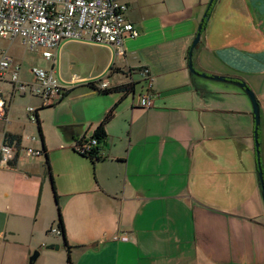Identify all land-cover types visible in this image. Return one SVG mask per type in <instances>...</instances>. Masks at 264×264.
<instances>
[{
	"label": "crops",
	"instance_id": "obj_1",
	"mask_svg": "<svg viewBox=\"0 0 264 264\" xmlns=\"http://www.w3.org/2000/svg\"><path fill=\"white\" fill-rule=\"evenodd\" d=\"M116 1L127 5L126 18L139 31L125 41L124 55L72 41L60 48L74 43L95 49L97 71L81 80L106 77L110 87L145 81L140 93H149L153 106L139 108L137 96L136 102L112 99L96 112L71 111L62 120L51 111L62 134L50 147L42 131L50 172L43 156H21L0 167V264H27L35 250L39 257L55 252L45 247L57 242L64 254L51 259L67 264L63 240L72 264H264V0H214L211 6L210 0ZM204 17L193 68L241 80L255 94L257 141L245 94L227 82L216 83L237 90L209 88L202 83L207 79L188 70V52ZM4 86L11 85L0 82L8 110L0 121V146L8 133L20 136L24 147L29 124L12 126L16 95L11 87L7 102ZM116 104L100 159L74 153L77 141L90 139ZM29 148L39 150L40 144ZM49 175L65 238L44 214L51 202L57 213ZM119 232L130 240L112 241Z\"/></svg>",
	"mask_w": 264,
	"mask_h": 264
},
{
	"label": "built area",
	"instance_id": "obj_2",
	"mask_svg": "<svg viewBox=\"0 0 264 264\" xmlns=\"http://www.w3.org/2000/svg\"><path fill=\"white\" fill-rule=\"evenodd\" d=\"M127 10V5L116 0H0V39L20 38L26 51L39 52L44 60L53 63L58 49L66 41L109 47L122 56L125 54V41L139 36V31L126 18ZM28 73L29 80H24L21 66L6 52L0 54V82L12 85L13 95H25L28 90L31 97L38 101V105L26 109L31 124L35 122L38 108L56 105L77 83H91L99 91L110 88L106 78L86 81L72 76L64 80L53 69L48 71L43 68H33ZM140 74L147 79V70L142 69ZM152 106L149 93L138 95L139 108L148 110ZM7 112L6 103L0 95V121L5 120ZM26 140L35 143L39 139L30 136ZM96 146L94 140H83L77 144L75 151L88 155ZM21 156L40 157L41 153L21 144L3 143L0 146V167L9 168ZM54 232L59 234L56 230ZM129 240L125 232L112 237L114 242Z\"/></svg>",
	"mask_w": 264,
	"mask_h": 264
},
{
	"label": "rangeland",
	"instance_id": "obj_3",
	"mask_svg": "<svg viewBox=\"0 0 264 264\" xmlns=\"http://www.w3.org/2000/svg\"><path fill=\"white\" fill-rule=\"evenodd\" d=\"M86 48L87 46L85 45L68 43L62 48H60V51H58V53L55 56V58L57 57V59L53 63V62H47L46 60H44L39 54V52L32 53V52L26 51L24 46L22 45V41L20 38H17L14 40H11V39L0 40V54L2 52H6L8 57L16 61L19 64V66H21L22 71H23L22 78H24V80L26 79L29 80L28 72L33 68H43L48 71L53 69L55 73L58 76H61V78H63L64 80H69L72 76H75L79 79L89 78L90 76L96 73L97 66L96 64L93 63V59L91 58V56L95 52V49L93 48L86 49ZM117 77L118 76H116V78ZM86 83L88 82H83V83L80 82L73 86L74 91L70 94V97L72 96L74 97L71 103H66L63 106H55V107L47 108L39 112L40 120H41V128H42V131L44 132V135L46 136V140L48 141V145L50 147L51 146L54 147L55 145H58L57 138L59 137L60 134H62L60 133V128H57L54 125L56 122V116L51 114V111L53 109H55V111L57 112L58 120H62V119H65L66 117H70L71 111H80V110L85 109V110H88L89 112L90 111L96 112V111L102 110L108 104V102H110L112 99L119 100L121 97V95L118 93H111L108 95L98 93V91L91 90L87 88L86 86H84ZM202 83L212 89L218 86L220 88H224V90H228V89L237 90L231 85L227 86L221 83L217 84L216 82L211 81V80H205L204 82L202 81ZM146 86L147 84L145 81L138 83L135 87V92H134L135 94L133 96L129 95L127 99L124 101V103L126 101L136 102L137 96L139 94H144L140 92L142 90L145 91L144 89L146 88ZM4 91H6V94H5L6 100L7 102H9L11 99V87L4 86ZM86 91H88L90 96L87 95V96L77 97L78 94L86 93ZM236 98H237L235 99L236 103H238L239 97H236ZM244 100H248L250 104V101L246 95H244ZM37 104H38V101L34 99L33 97H31L28 90H26V95L24 96H22L20 93L16 94L14 98V102L11 106V107L13 106L15 107L12 126L14 128L19 127L17 123L19 121L26 122L27 124H29L28 128H26V130L23 132L24 147L39 148L40 143L38 142L32 143L26 140V138L30 136H36L38 138L35 124H31L28 121V118H26L27 115H26V110H25L30 106L35 107ZM250 107H251V104H250ZM23 114H25V117L23 116ZM64 144L67 145L66 143ZM73 152L81 156V154H79L78 152L76 151H73ZM53 205H54L53 202L49 203V205L46 206L44 209V214L45 216L49 218V221L55 220L54 221L55 223H53V225L50 223L49 226H51L53 230L57 231L56 229L57 228L56 227L57 213L54 211ZM49 236L53 237L52 235H49ZM55 238H56V241H59L60 239V237H57V236H55ZM61 243L62 242H57V244L55 245H60ZM62 252H63L62 246L59 251H55V252L45 251L41 257H38L35 264H52L53 260L51 259V257L59 258V256H62L64 254ZM46 256H49V257L46 258ZM53 264H57V263H53Z\"/></svg>",
	"mask_w": 264,
	"mask_h": 264
},
{
	"label": "trees",
	"instance_id": "obj_4",
	"mask_svg": "<svg viewBox=\"0 0 264 264\" xmlns=\"http://www.w3.org/2000/svg\"><path fill=\"white\" fill-rule=\"evenodd\" d=\"M210 12H211V7L209 8V10L207 11L206 13V16H210ZM207 23V20L203 19L202 21V27H204V25ZM203 29V28H202ZM0 40H6V39H0ZM117 72V74H122V72L118 71V70H115ZM142 70H139L138 72L141 73ZM110 73V72H109ZM108 73V74H109ZM132 73V71L130 72V74ZM115 74V73H114ZM227 80H230V81H241V80H236V79H230V78H225ZM99 80H102V78H100ZM242 82V81H241ZM137 84H134V83H126V84H120V85H116V86H111L110 88L108 89H103V90H100L99 89H96L93 84L91 83H87L85 84L84 86H86L87 88L91 89V90H95V91H98V93H101V94H104V95H108V94H111V93H118L121 95V100H124L126 99L129 95H131L132 93L135 92V87H136ZM12 87V85H11ZM73 90H70L68 92H66L62 98L65 99L66 97H68L70 95V93L72 92ZM241 91V90H240ZM242 92V91H241ZM61 100V101H62ZM51 107H54V106H51ZM51 107H41V108H38L37 111H35V127H36V131H37V134H38V142L40 143V153H41V156H43V158H45V166H46V171L49 173V162H48V159H47V156H46V148H45V144H44V137H43V132H42V128H41V122L39 120V112L44 110V109H47V108H51ZM116 108H117V104L114 105L110 110L109 112L106 114V116L104 117V119L102 120V122L95 128L94 132H93V135L90 137L91 140H94L96 142V147H94V149L92 150V152L88 155H81L82 158H85V159H88L90 160L91 162H94V161H98L100 158H99V151H100V145L104 144L105 143V139H106V133H105V125L108 124L114 117V114H115V111H116ZM20 140H21V137L20 136H13L11 134H8L6 133L4 135V140H3V143L5 144H11L13 142H16L17 145L19 146L20 145ZM89 140V139H87ZM82 140H78L77 141V144H79ZM77 144L74 146L73 151H75V147L77 146ZM49 180H50V185H51V189L53 191V196H54V200H55V204L57 206L58 204V197L56 195V193L54 192V184H53V181H52V178L50 177L49 175ZM56 229L57 231L59 232V235L63 238H65L64 236V225H63V221H62V217H61V214H60V210H59V207L57 206V222H56ZM63 242L65 243V247H67V264H72L71 261H70V258H69V247L67 246V243H66V240H63Z\"/></svg>",
	"mask_w": 264,
	"mask_h": 264
},
{
	"label": "water",
	"instance_id": "obj_5",
	"mask_svg": "<svg viewBox=\"0 0 264 264\" xmlns=\"http://www.w3.org/2000/svg\"><path fill=\"white\" fill-rule=\"evenodd\" d=\"M213 1L214 0H210L209 6H211ZM201 30H202V22L198 26V31H197L196 37L194 38V40L191 44L190 50L188 52V70H189V72L192 75H194L196 77H200L202 79H207V80H211L214 82H227L229 84H232V85L236 86L237 88H239L247 96V98L250 101L251 107H252V114H253L254 125H255L254 136H255V139L257 141V130H258V127L260 124V108H259V104H258V101L256 99L255 94L246 86V84L244 82L230 81V80H227V79L220 77V76H207L205 74H199L193 68L192 61H191L192 53L200 41ZM134 94L135 93H132L131 95L133 96ZM256 147H257V143H256ZM259 179H260L262 197H263V202H264V184H263L261 172H259ZM45 249L57 251L59 249V245H49V246H46ZM38 257H39V251H34L32 253V255L28 258L27 264H35Z\"/></svg>",
	"mask_w": 264,
	"mask_h": 264
},
{
	"label": "clouds",
	"instance_id": "obj_6",
	"mask_svg": "<svg viewBox=\"0 0 264 264\" xmlns=\"http://www.w3.org/2000/svg\"><path fill=\"white\" fill-rule=\"evenodd\" d=\"M56 54H57V53H56ZM105 78H106V77H105ZM99 79H100V78H99ZM86 84H87V83H86ZM71 90H73V91H74V89H71ZM73 91H72V92H73ZM72 92H71V93H72ZM71 93H70V94H71ZM34 99H35V98H34ZM36 100H37V99H36ZM60 102H61V101H60ZM58 103H59V102H58ZM54 106H55V105H54Z\"/></svg>",
	"mask_w": 264,
	"mask_h": 264
}]
</instances>
